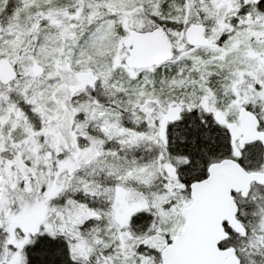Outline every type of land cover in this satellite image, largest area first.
Returning a JSON list of instances; mask_svg holds the SVG:
<instances>
[{
  "label": "snow or ice",
  "instance_id": "1",
  "mask_svg": "<svg viewBox=\"0 0 264 264\" xmlns=\"http://www.w3.org/2000/svg\"><path fill=\"white\" fill-rule=\"evenodd\" d=\"M0 264H264V0H0Z\"/></svg>",
  "mask_w": 264,
  "mask_h": 264
}]
</instances>
